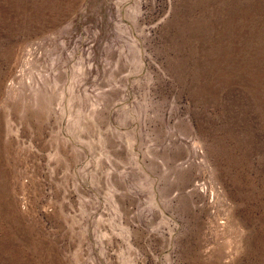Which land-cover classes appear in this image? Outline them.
Segmentation results:
<instances>
[{
    "label": "rangeland",
    "instance_id": "374dc122",
    "mask_svg": "<svg viewBox=\"0 0 264 264\" xmlns=\"http://www.w3.org/2000/svg\"><path fill=\"white\" fill-rule=\"evenodd\" d=\"M0 264H264V0H0Z\"/></svg>",
    "mask_w": 264,
    "mask_h": 264
}]
</instances>
